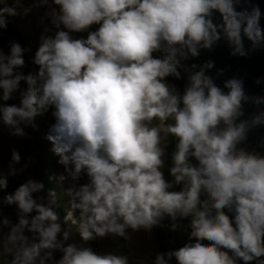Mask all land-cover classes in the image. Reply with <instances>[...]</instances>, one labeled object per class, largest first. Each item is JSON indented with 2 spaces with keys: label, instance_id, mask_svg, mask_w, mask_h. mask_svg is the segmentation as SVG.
<instances>
[{
  "label": "clouds",
  "instance_id": "1",
  "mask_svg": "<svg viewBox=\"0 0 264 264\" xmlns=\"http://www.w3.org/2000/svg\"><path fill=\"white\" fill-rule=\"evenodd\" d=\"M241 4L32 0L21 10L44 9L32 58L36 72L19 71L18 43L0 52V124L22 137V126L52 109L46 139L63 166L59 179L70 182L66 195L82 242L127 239L129 231L150 234L165 218L175 232L177 218H187L184 243L156 252L151 264H264V155L241 146L251 129L264 126V96L249 94L236 76L217 86L206 74L211 60L184 63L218 41L235 57L264 48L259 5ZM18 6L13 0L0 7V29ZM77 33L86 37L74 38ZM181 72L182 94L166 81L179 80ZM256 80L264 83V77ZM12 99L18 104L5 103ZM245 102L256 111L241 118ZM19 161L13 150L0 187L22 171L15 167ZM82 175L86 183H78ZM41 188L29 179L4 196L17 219H0L8 229L0 235V264H129L121 253L65 244L68 232L57 222L51 193L33 199Z\"/></svg>",
  "mask_w": 264,
  "mask_h": 264
},
{
  "label": "rangeland",
  "instance_id": "2",
  "mask_svg": "<svg viewBox=\"0 0 264 264\" xmlns=\"http://www.w3.org/2000/svg\"><path fill=\"white\" fill-rule=\"evenodd\" d=\"M31 3L32 0H19V6L17 7V15L9 16V18L13 20L16 27L12 25L8 27L13 33H21L22 37L25 39H23L24 44L22 43V45L25 47L24 59L26 61L25 54L27 51L30 60L29 65L26 61V69L24 72V74L26 73L25 75L29 73L35 75L36 66L32 64V58L38 46L39 38L44 27V25H41L39 22L44 11L43 8L31 9L27 14H20L21 10L23 8L29 7ZM5 5L13 6V0H2V2H0V7H3ZM6 19L8 20V18ZM46 24L47 21H45V25ZM52 30L54 32V29ZM51 34L52 32L50 31L49 35ZM73 35L74 38L86 37L80 36L78 35V33ZM20 40L22 39L20 38ZM15 95L16 94H14V96ZM5 103L18 104V99H12ZM51 112L52 109L49 108V110L46 111V114H48V121H51L52 125L54 123V118L52 117ZM34 123L35 122H33V124L31 125L22 126L24 131V136L22 137L9 135L7 128L0 124V177L4 178L6 176L7 166L10 161L11 152L15 150L20 156V161L18 164L15 165V167H24L22 168V171H20L18 174L7 177V180H9L12 185H14L18 180L20 182L22 179L24 181L31 179L34 182H39V180L41 179H44L46 181L55 179L58 182L56 183V185L58 186V189L59 191H61V195L63 196V203L61 204L60 202L59 205H56L55 202L52 200V210L57 216V222L59 224H62L63 222L65 225V229L63 228V230L61 231L68 232V239L67 241H65V244L73 243L80 245L82 241L80 240L79 233L76 230V225L72 223V219L76 217L77 213L70 208V198L66 195V189L70 186V182L67 180L61 181L59 179L60 176L64 175L63 166L58 163L59 157L53 154V152L51 151V143L46 139L47 135L50 134V127H47L46 123V126L41 122H37L35 124ZM166 162L167 160H165V165ZM35 167L38 169H36V173L33 172V168L35 169ZM41 169L44 170V174H42ZM163 171L165 175V167ZM86 182V177L82 175L78 183ZM4 196L1 197L2 199H0V219L6 217L9 220L10 224H15L17 219L15 205L8 206L3 204ZM58 206H60V208ZM69 212L72 213L71 217H68ZM66 217L68 218L66 219ZM164 227H166V230L167 228H169L165 225ZM7 230L8 229L6 227H0V235H3L2 232L6 234ZM25 235H28V233L26 232ZM117 238L119 239V237L111 236L105 237L103 239H95L101 244L102 249L99 250V253H121L128 256L129 264H142V262L143 264H151V260L158 249V238H155L151 233L149 234L143 231H129L127 239L120 238L121 247L120 243L118 244L117 242ZM127 244L131 246L130 254H127V252L124 253L123 251V249H127ZM59 254L60 253H54L53 255Z\"/></svg>",
  "mask_w": 264,
  "mask_h": 264
},
{
  "label": "water",
  "instance_id": "3",
  "mask_svg": "<svg viewBox=\"0 0 264 264\" xmlns=\"http://www.w3.org/2000/svg\"><path fill=\"white\" fill-rule=\"evenodd\" d=\"M250 3L259 5L262 13L260 24L261 27L264 28V0H250ZM241 6H243V0ZM237 10H239V8H237ZM9 26V24H6L5 28L0 29V52L7 54L9 51V44L11 42L18 43L22 49L23 58V65L19 69V71L22 75H24L26 69V61L24 59L25 47L22 45V43L25 39L22 37L21 33L11 32V30L8 28ZM51 32H53V30H51ZM20 38L24 40L22 41L20 40ZM247 46L248 43L247 41H245V47ZM208 60L213 61V68L207 70L206 74L214 78V83L217 86L222 88L223 81L225 79L236 76L243 79L244 88L249 94L264 96V83H257L256 80L258 76L264 77V48L254 50L245 57H235L229 55V49L223 43V41H218L211 51L201 50L196 58H189L184 63L186 65L192 63L199 65ZM218 69L222 70V75L220 76H216V72ZM166 81L174 85L178 92L182 94L183 88L186 83L183 72H181V78L179 80L168 77L166 78ZM260 107L264 108V105ZM244 109V117L241 118H245L255 112L256 106L252 102H245ZM241 146L244 147L247 151H254L258 152L261 155H264V126H258L251 129L247 135L246 140L241 143ZM47 194V191L41 189L40 192L33 193L32 196L33 199H35L37 196L45 198ZM229 216L231 218V214H229ZM170 223L171 222L167 218H165L161 222L160 226L165 225L169 227ZM175 223H177L178 225L177 229L179 230V233L183 232L184 230L190 231V229H188L187 227V219L177 218ZM59 257L60 254L53 255V260L59 259ZM260 259H264V257H260ZM172 264H174V262H172ZM238 264H243V262H238ZM250 264H255V262H250Z\"/></svg>",
  "mask_w": 264,
  "mask_h": 264
},
{
  "label": "trees",
  "instance_id": "4",
  "mask_svg": "<svg viewBox=\"0 0 264 264\" xmlns=\"http://www.w3.org/2000/svg\"><path fill=\"white\" fill-rule=\"evenodd\" d=\"M5 17L8 18V20L12 23V25L16 27L13 20H11V18H9V16H5ZM94 29H95V26H91L89 30H94ZM78 35L86 36V33H78ZM28 56H29V54L26 51L25 57H26V61L28 62V65H29L30 60H29ZM28 65H27V67H28ZM19 87L21 89H23L25 87L23 81L20 82ZM48 117H49L48 114H46V112H44L41 115L35 116L31 122V124H33V122H35V123L41 122L43 124L46 123L47 127H51V121H48ZM31 124H29V125H31ZM46 124H45V126H46ZM170 150H171V145H169V148L167 149V151H170ZM167 167H168V162H166V165H165V172H166L165 173V179H169L168 174H167ZM36 169H37L36 167H35V169L33 168L34 173H36V171L38 170V169L37 170ZM45 171H47V170H45ZM41 172H42V174L45 173L44 170H42V169H41ZM8 182H9V180H7L6 186L0 187V199H2L1 197H3L5 194H11L15 190L16 187H18L21 183H23L25 181L22 179L19 182V180H18L14 185H12L11 182H9V183ZM39 183L42 185L41 189L47 191L48 193H51V199L55 202L56 205H59L60 202H61V204L63 203V196L61 195V191H59L58 186L56 185V183H58V182L55 179H51L48 181L41 179V180H39ZM58 207L60 208V206H58ZM60 226H61V230H63V228L65 229V225L63 222ZM2 231H3V229H2ZM2 234H5V233L2 232ZM186 235H187V232L179 233L178 230H176L175 232H169V233L164 232V233L159 234L160 237L158 238L159 240H157V243H158V246H160V247L163 246V249L165 251L172 250V249H175V248L181 246L184 243V241L186 239ZM205 242H207V241H205Z\"/></svg>",
  "mask_w": 264,
  "mask_h": 264
},
{
  "label": "flooded vegetation",
  "instance_id": "5",
  "mask_svg": "<svg viewBox=\"0 0 264 264\" xmlns=\"http://www.w3.org/2000/svg\"><path fill=\"white\" fill-rule=\"evenodd\" d=\"M166 227H164V226H160V227H157V228H155V229H152L151 230V234L155 237V238H159L160 236H159V234H161V233H164V232H166V233H169L170 231L168 230L169 228H167V230L165 229ZM177 230V229H176ZM162 240V239H161ZM120 241H121V239L119 238H117V242H118V244L120 243ZM82 245H86V246H88V247H90L94 252H98L99 253V250H101L102 248H101V244L98 242V241H96V240H92V241H88V242H81L80 243V246H82ZM127 246V249L125 248V249H123V251H124V253H126L127 252V254H130V251H131V246L129 245V244H127L126 245ZM120 247H121V243H120ZM163 251H165L164 249H163V246H158V249H157V252H163Z\"/></svg>",
  "mask_w": 264,
  "mask_h": 264
},
{
  "label": "bare ground",
  "instance_id": "6",
  "mask_svg": "<svg viewBox=\"0 0 264 264\" xmlns=\"http://www.w3.org/2000/svg\"><path fill=\"white\" fill-rule=\"evenodd\" d=\"M5 20H6V24H9V25H12V23L9 21V20H7L6 18H5ZM13 26V25H12ZM52 207V206H51ZM185 219H187V218H185ZM188 220V219H187ZM178 230V229H177ZM179 231V230H178ZM183 232H188L187 230H184ZM183 232H180V233H183Z\"/></svg>",
  "mask_w": 264,
  "mask_h": 264
}]
</instances>
